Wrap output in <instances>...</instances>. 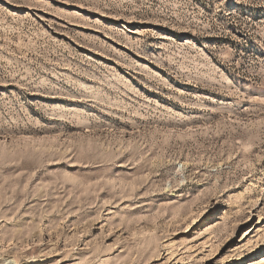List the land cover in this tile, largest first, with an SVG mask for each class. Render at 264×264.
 <instances>
[{"label": "rangeland", "instance_id": "374dc122", "mask_svg": "<svg viewBox=\"0 0 264 264\" xmlns=\"http://www.w3.org/2000/svg\"><path fill=\"white\" fill-rule=\"evenodd\" d=\"M0 264H264V0H0Z\"/></svg>", "mask_w": 264, "mask_h": 264}]
</instances>
